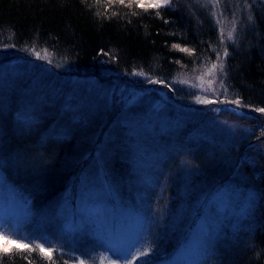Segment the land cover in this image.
Here are the masks:
<instances>
[{"label":"rangeland","instance_id":"1","mask_svg":"<svg viewBox=\"0 0 264 264\" xmlns=\"http://www.w3.org/2000/svg\"><path fill=\"white\" fill-rule=\"evenodd\" d=\"M194 1L217 25L222 49L215 61L162 84L141 71L96 76L44 50L0 45V230L6 235L55 248L52 258L59 254L65 264H125L130 251L139 257L135 264H214L252 230L264 205V113L197 97L231 100L228 48L239 44L251 4L264 0ZM100 115L107 123L97 143L48 207L5 174L6 130L19 133L21 125L49 119L38 146L50 133L83 134L79 119ZM203 149L222 155V162L210 158L217 176L206 178L216 166L204 168L196 157ZM209 237L214 243L205 249Z\"/></svg>","mask_w":264,"mask_h":264},{"label":"trees","instance_id":"2","mask_svg":"<svg viewBox=\"0 0 264 264\" xmlns=\"http://www.w3.org/2000/svg\"><path fill=\"white\" fill-rule=\"evenodd\" d=\"M109 3L110 0H0V45L44 50L68 66L96 76L106 71L125 74L141 71L165 81L185 68L215 61L222 49L217 25L194 0H175L147 11L119 3L109 7ZM258 3L251 4V19L241 30L239 44L229 46L226 60L228 96L231 100L239 99L246 111L264 107V3ZM99 117L91 121L79 119L84 125L83 134L78 128L65 137L50 133L48 142L38 146L49 119L38 125H21L19 133L6 130L9 142L5 143L8 148L5 174L37 194L33 199L37 205L48 207L80 166L86 150L97 143L95 140L107 123ZM256 119L252 122L260 120ZM221 156H212L206 149L196 155L208 170L213 165L217 169L214 162L209 165L210 158L222 162ZM219 172L207 171L206 178ZM259 182L263 187L264 182ZM259 207V218L252 230L214 264H264V205ZM3 210L0 206V214ZM40 214L47 218L44 210ZM37 215L35 218L40 222L51 220L43 221ZM2 220L0 215V226ZM41 237L50 239L42 234ZM154 255L150 254L149 259ZM29 261L65 264L61 255L49 259L39 250L0 253V264H29Z\"/></svg>","mask_w":264,"mask_h":264},{"label":"snow or ice","instance_id":"3","mask_svg":"<svg viewBox=\"0 0 264 264\" xmlns=\"http://www.w3.org/2000/svg\"><path fill=\"white\" fill-rule=\"evenodd\" d=\"M214 3H219L220 0H213ZM119 3L120 5H124L126 7H131L132 5H135L139 9H143L147 11L148 9H160L161 7L170 5L172 3V0H110L109 7H112L114 4ZM251 19V17H249ZM229 37H231L232 33H228ZM177 47H179L177 45ZM182 51H188V49H182ZM37 55H39L37 53ZM225 55H227V52H225ZM213 68L216 67L214 64L212 66ZM140 75H144L143 73H140ZM151 83H158L162 84L165 83L162 80H155V81H149ZM211 83V81L209 82ZM168 87H171V85H167ZM203 87V85H200ZM213 91H215L213 89ZM197 100L200 103H228V104H234L236 106H241V101L239 99L236 100H210V99H204L200 100L199 97H197ZM246 107H251L250 105H245ZM256 112L264 113V107L254 108L253 109ZM256 198L252 197L249 200V209L252 207V205L255 203ZM205 245V249L214 243L213 239L211 237L208 238L207 241H203ZM13 250H24L26 252L36 251L39 250L40 253H42L44 256L48 257L49 259L52 258L53 252L57 251L55 248L51 247H45L43 243H40L38 240H33L31 243L27 242L25 239H15L12 235H6L3 230H0V253L2 254H8L12 253ZM151 252V248H149L147 251L140 253L141 256H147ZM130 255L132 258L125 261V264H135V261L139 258L138 256L134 255L131 251L127 254ZM27 257H25L26 259ZM29 264H31V261H29ZM78 264H85V261L83 259L78 260Z\"/></svg>","mask_w":264,"mask_h":264}]
</instances>
